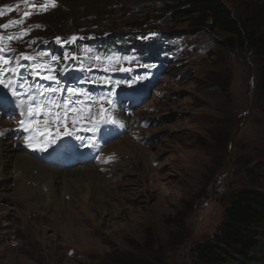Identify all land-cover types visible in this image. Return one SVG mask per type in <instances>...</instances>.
<instances>
[{"label": "rangeland", "instance_id": "obj_1", "mask_svg": "<svg viewBox=\"0 0 264 264\" xmlns=\"http://www.w3.org/2000/svg\"><path fill=\"white\" fill-rule=\"evenodd\" d=\"M221 1L234 19L251 30L264 32V0ZM185 2L36 0L28 8L27 0H0V25L18 21L0 28L4 37L0 48L8 49L0 56L12 62L8 67L16 66L22 53L34 58L21 59L19 72L10 74L12 86L22 94L25 104L27 96L17 81L28 79L33 91L65 89L46 95L68 111L66 123H77V115L85 111L84 104L95 111L92 131L68 132L71 137L86 135L102 149L108 147L106 152L111 154H105L110 165L120 160L114 142L126 136L139 142L145 158L154 156L138 165L127 164L130 171L116 179L126 183H118L120 193L115 198L107 196L104 208L108 210L109 203L114 210L113 205L126 206L118 217L101 214L105 212L100 205L86 209L79 200L70 201L64 195L76 219L67 225L84 228L68 240L65 234L55 231L65 223L57 215L63 194L55 200L56 184L46 177L47 170L38 172L36 167H76L83 173L88 167H78L87 164V158L81 146L71 149L70 137L60 141L56 151L49 147L46 152L30 147L26 138L35 134L22 130L23 137L13 138L15 147L41 162L37 159V164L26 172L15 169L22 172V177L8 171L4 184L14 202L5 203L6 208L0 202V264H109L113 258L130 264H195V245L212 239L230 194L248 186L251 169L259 175L258 187L264 192V90L258 84L257 57L247 45L241 48L227 43L226 33L195 25V16L170 21V11L182 9ZM26 10L30 14L22 17ZM9 34L17 38L10 40ZM108 37L158 38L162 46L152 56L138 55L134 49L128 53L111 46L101 49ZM108 57L121 59L113 65L116 71H105ZM34 64L45 65L41 75L54 79H33L30 72ZM121 67L131 71H119ZM67 88L79 94L69 93ZM65 100L71 101L67 107ZM15 106L8 104V112L0 111V123L19 126L22 117L13 111ZM101 108L109 111L108 116L100 113ZM109 117L117 122H105ZM60 121L65 122L63 115ZM65 127L59 135L63 136ZM56 136L50 139L55 141ZM37 141L40 143V136L32 143ZM150 176L160 185L161 193H171L170 197L159 196L163 203L159 211L151 208L155 199L145 196ZM129 181L137 184L138 194L128 190L134 187ZM166 205L168 212L164 211ZM93 214H101V218L90 219ZM259 238L264 247V227ZM249 255L258 259L247 264H264V258L259 259L260 250Z\"/></svg>", "mask_w": 264, "mask_h": 264}, {"label": "bare ground", "instance_id": "obj_2", "mask_svg": "<svg viewBox=\"0 0 264 264\" xmlns=\"http://www.w3.org/2000/svg\"><path fill=\"white\" fill-rule=\"evenodd\" d=\"M51 1L54 2L55 0H51ZM3 79H4V84H8L9 81L11 80V75L9 73H5L3 76ZM13 90L18 92V89H16L14 85L11 88L0 85V111H2L3 113H6L8 112V110L6 109L8 108V104L12 105L13 103H16L15 110L13 111H15L16 114H20L23 111L25 113V116H21V117L22 119H27V104L22 106L20 104L21 95L14 96ZM83 107L85 111L79 112V115H77L78 121L76 124H72L71 121H69L71 125L66 123L70 118L68 111L66 109H62L61 107L57 109L54 106H51V115H47V110L45 113L41 114V116L39 117L40 123L41 124L47 123L51 131V135H56L57 131H60V129L64 126H67L68 132H72L73 134H77V133L86 134L88 132H91L93 129L92 120L95 116V111L93 107L89 104H84ZM9 112H12V111H9ZM60 113L61 115H63L64 119H65V114H67V118L65 119V122L56 121V116L58 115L60 117L61 116ZM9 114H12V113H9ZM101 114H103L104 116H108L109 111L105 110L104 113H101ZM41 118L43 119L46 118V119L42 120ZM33 119H36V117L33 116ZM1 121H3L2 118H0V122ZM22 130L24 129L21 128L20 126L10 127L8 125L0 123V133H3L2 135H0V181H1L0 182V202H4V205H3L4 207L2 206L3 208L7 207L5 203L8 204L9 202H12V201L14 202V198L9 193H7L8 186L4 184L8 181L7 175H8L9 169H11L10 171L14 173L13 175L17 177L18 176L22 177L23 176L22 172H19L16 170H22L23 172H26L28 169L33 168V166H35L38 162L37 161L38 158L32 155H29V153L27 154L24 152H20L19 149L15 147V144H14L15 140H13V138L19 137V136L23 137L24 133L21 132ZM138 135H141V132L138 133ZM59 136L61 135H57L56 139ZM68 137H70L72 140L70 143V147L72 150L75 151L77 147L81 146L82 148L81 152L85 154V157L87 158L88 163L85 165L79 166L78 168L83 170V169H87L88 167V172H84L85 171L84 170L83 173H81L78 171V169H76V167L74 169L72 168V170H62V169L56 170L57 169L56 167L51 166L49 164H47V166L49 165L48 167L49 169L44 167V165L41 166L42 164L38 165L36 169L38 172H44L47 170L46 177H48L50 181L56 184L57 198L55 200L57 199L59 200V196L63 194L62 195L63 197L61 196V201H60L62 209H58L57 215L59 218L60 217L64 218L62 220H64L65 223L58 225L55 231L57 233L61 232L65 234L68 240H71L75 236L76 233H79V231L84 232V228L80 229L78 226L75 227V226L67 225V223H71V221H75L76 219L74 217L72 218V215H71L72 211L68 209L70 205L66 204V202L64 201L63 199L64 195L66 196L67 200L69 199L70 201L79 200L80 203L84 205L86 209H89L95 205H100L101 207H103V210L105 212L103 213L102 211L101 214L107 213L109 214L111 219L114 216L118 217L119 215H121V211H123L126 206L113 205V207L115 208L114 210L111 208L112 205L109 203L108 204L109 209L106 210L104 208V206H106L104 202L107 200L106 199L107 196H112L113 198H115V196L120 193L117 191L118 183L121 184L120 186H123L126 183L125 181L124 182L117 181L116 179L118 177L124 176L130 171L128 170L127 164L130 163L133 166L138 165L139 161L142 160L144 162H147L149 159L153 160L154 156L153 157L149 156L148 159L147 157L145 158V156L142 154V148L139 142L134 140L131 136H126L124 138L122 137L123 138V139L121 138L122 140H118L120 139L118 138L116 139L118 141L114 142L113 148L119 151L118 157L120 158V160L116 163H113L112 165L108 163L109 158L106 155V154H111V153L106 152L108 147L105 150L102 149V146H100V144L96 145V142H94L92 138L86 135L83 137L76 138V137H71L70 134L68 135L63 134V136H61V138H59L58 140L55 139L56 143L55 142L51 144L48 143V146L44 151L48 152L49 147L51 148L53 152L56 151L57 145L60 143V141H62L63 139H67ZM44 141H45L44 136H40V143H44ZM125 155H127L126 159H125ZM52 168H56V169H52ZM149 168L150 167H148V169ZM149 178L150 180L145 185V196L146 198L155 199V204L151 206V208L155 207L156 211H159L163 206L162 205L163 203H161L162 200L160 201L159 196H161V198L168 197L171 193L170 191L161 193L160 185L158 184L156 179L152 178V176H150ZM108 182L110 184H108ZM127 183L134 185L132 189H128L131 192V194L139 193V189H138L139 187L137 186L136 183H133L131 181ZM170 201L171 200H169V203ZM2 207L0 205V210L3 209ZM120 207L121 208L124 207V208L120 210L121 209ZM164 208H165L164 211L166 212L170 211L168 210V205H166V207ZM153 211L155 210L153 209ZM101 214H98V215L93 214L90 216L91 217L90 219L95 220L97 217L101 218L100 216Z\"/></svg>", "mask_w": 264, "mask_h": 264}, {"label": "trees", "instance_id": "obj_3", "mask_svg": "<svg viewBox=\"0 0 264 264\" xmlns=\"http://www.w3.org/2000/svg\"><path fill=\"white\" fill-rule=\"evenodd\" d=\"M182 9L173 8L168 14L172 22L195 16L194 24L220 30L228 35L226 42L241 48L246 45L258 60V84L264 90V32L251 30L243 22L232 17L230 9L221 0H186ZM128 53L132 49L138 55L152 56L162 46L159 39L147 40L133 37L106 38L101 49L108 47ZM259 175L253 169L247 175L248 186L233 191L223 212V219L213 233L212 239L195 245V264H247L258 258L249 255L260 250V229L264 227V192L258 187ZM264 260V259H263ZM109 264H130L113 258Z\"/></svg>", "mask_w": 264, "mask_h": 264}, {"label": "snow or ice", "instance_id": "obj_4", "mask_svg": "<svg viewBox=\"0 0 264 264\" xmlns=\"http://www.w3.org/2000/svg\"><path fill=\"white\" fill-rule=\"evenodd\" d=\"M44 10H46L47 5L43 6ZM39 10V9H37ZM30 13H25V16H28ZM18 23V21H10L8 24H4V25H0V28H8L10 25L12 24H16ZM32 27V26H29ZM35 27H40V25H35ZM151 35H156V34H151ZM3 36L0 35V40H3ZM8 38L11 39H15L17 38L15 34H9ZM59 40V38H57ZM71 40H75L76 37H71ZM4 51H8V49L6 48H0V52H4ZM24 59V60H28V61H33V57L28 56L26 54H21L20 57H17V62H16V66L14 67H8L9 65L12 64V62L9 59H6L2 56H0V85H3L4 87H12L13 81H9L8 84H4V79L3 76L5 73H9V74H16L19 72V68H20V60ZM53 61H55L57 58L55 56H53ZM68 57L67 55L65 56V60H67ZM75 59V58H73ZM97 61H99L101 58L99 56H97L95 58ZM108 67L105 68V71H116L117 69L113 66L114 64H119L121 62V59L119 57H108ZM125 61L129 60V57H124L123 58ZM140 67H150L149 65H139ZM46 69L45 65H40V64H34L33 68L30 72L31 77H33V79L36 76H41L42 79H54V77L52 76H42L41 73ZM119 71H131L130 68H124L121 67L118 69ZM88 71H91V69H89ZM142 78V77H139ZM109 81L107 80H103L102 83L107 84ZM18 87L21 89H24V93L23 95L27 96V119H21L19 121V126L21 128H23L25 131H29L31 130L35 136L33 137H27L26 138V142L28 143V145L30 147H38L40 150H45L48 146L49 142H55L54 140L50 139L51 137V131L49 129V126L47 125V123L41 124L40 123V119L39 117L41 116L42 113H45L47 110V114L51 115V106L56 107L57 109H59L61 107V105L59 103H57L55 100L51 99L50 96H47L46 93H51V94H55L57 92H63L65 91V89L62 88H51L49 87L48 89H46L45 91H39L38 89L33 91V84L29 82L28 79L23 80L22 82L17 81L16 82ZM120 83V82H117ZM67 92L69 93H73V94H79L77 92L76 89L74 88H67L66 89ZM13 95L14 96H20L22 95L21 93L13 90ZM26 101L21 99L20 104L23 106L25 105ZM71 101L65 100L64 101V106L67 107L68 104H70ZM108 103H112L111 100L108 101ZM105 109L101 108V113H104ZM21 116H25V113L22 111ZM33 116L36 117V119H33ZM67 118V114H65V119ZM56 121L60 122V117L57 115L56 116ZM105 122H111V123H116L117 121H115L112 118H108V121ZM73 123H76L75 120H73ZM94 126L96 124L95 121H93ZM3 133H0V135H2ZM59 131H57V135H59ZM64 135H68V129L67 127H65L64 130ZM36 136H44L45 141L44 143H39V141H37L36 144H33L32 141Z\"/></svg>", "mask_w": 264, "mask_h": 264}, {"label": "water", "instance_id": "obj_5", "mask_svg": "<svg viewBox=\"0 0 264 264\" xmlns=\"http://www.w3.org/2000/svg\"><path fill=\"white\" fill-rule=\"evenodd\" d=\"M27 1H29V2H34V1H36V0H27ZM28 8H30L31 7V3L30 4H28V6H27ZM29 13V11L28 10H26V11H24L23 13H22V17H25V13ZM0 35H2V33L0 32Z\"/></svg>", "mask_w": 264, "mask_h": 264}]
</instances>
